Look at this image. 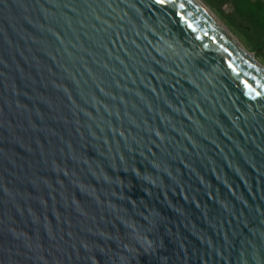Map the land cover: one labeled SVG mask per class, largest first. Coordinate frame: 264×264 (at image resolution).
<instances>
[{"label": "water", "instance_id": "1", "mask_svg": "<svg viewBox=\"0 0 264 264\" xmlns=\"http://www.w3.org/2000/svg\"><path fill=\"white\" fill-rule=\"evenodd\" d=\"M0 264H264L256 58L193 0H0Z\"/></svg>", "mask_w": 264, "mask_h": 264}, {"label": "trees", "instance_id": "2", "mask_svg": "<svg viewBox=\"0 0 264 264\" xmlns=\"http://www.w3.org/2000/svg\"><path fill=\"white\" fill-rule=\"evenodd\" d=\"M232 6L230 14H222L228 25L237 32L244 34L246 38L253 37L263 25L264 3L256 0H226ZM251 39V38H250ZM264 50V41L256 45L253 43V51L261 53Z\"/></svg>", "mask_w": 264, "mask_h": 264}, {"label": "rangeland", "instance_id": "3", "mask_svg": "<svg viewBox=\"0 0 264 264\" xmlns=\"http://www.w3.org/2000/svg\"><path fill=\"white\" fill-rule=\"evenodd\" d=\"M204 6H206L210 12L216 16V18L222 22L223 26L227 30V32L232 36V38L237 42L243 50L249 52L252 56L251 52H254V57L256 58L257 63L264 68V50L261 53H257V51H253V43L256 45L261 44L264 41V21L261 30L254 34L253 37H247L244 34H241L230 27L222 17V14H230L232 11V6L226 0H200ZM252 1V0H251ZM254 1V0H253ZM258 2L264 3V0H256ZM264 11V7H263ZM264 20V16H263ZM251 38V39H250ZM253 56L252 58L255 59Z\"/></svg>", "mask_w": 264, "mask_h": 264}, {"label": "bare ground", "instance_id": "4", "mask_svg": "<svg viewBox=\"0 0 264 264\" xmlns=\"http://www.w3.org/2000/svg\"><path fill=\"white\" fill-rule=\"evenodd\" d=\"M197 6L199 7V9L209 18L210 21H212L215 25H217L220 29H222L226 34H228V36L230 37V39L234 42V44L240 49V51H242L244 53V55L250 59H253L252 56L250 55L249 52H246L245 50H243V48H241V46H239L237 44V42L232 38V36L227 32V30L225 29V27L223 26L222 22L219 21L216 16H214L210 10L203 5V3L200 0H193ZM254 60V59H253ZM261 66V65H260ZM261 68L264 70V68L261 66Z\"/></svg>", "mask_w": 264, "mask_h": 264}]
</instances>
